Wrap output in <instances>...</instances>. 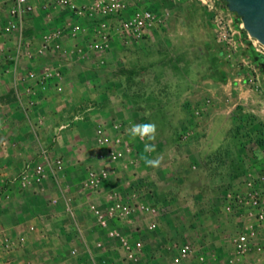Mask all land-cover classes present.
<instances>
[{
	"label": "rangeland",
	"instance_id": "374dc122",
	"mask_svg": "<svg viewBox=\"0 0 264 264\" xmlns=\"http://www.w3.org/2000/svg\"><path fill=\"white\" fill-rule=\"evenodd\" d=\"M148 4L157 22L147 36L129 43L124 50L126 54L118 52L124 44L112 47L110 44L106 56L94 60L86 52L85 43L70 36L61 41L43 36L42 41L28 44L21 59L23 67L37 63L34 67L41 72L58 65L69 70L62 81L67 96L59 108L69 107L68 115L79 133L65 135L57 147L69 153L71 162L80 158L94 164L101 161L92 126L85 123L91 115L105 116L103 123L108 126L113 115L125 119L117 128L122 132L118 147L124 155L116 162L105 159L108 163L105 187L119 184L122 197L131 196L159 207L155 216L158 227L153 231L143 224L149 217L138 210L129 218L109 219V224L120 233L138 237L146 246L138 263L127 264H148L149 260H155L153 264H168L172 251L167 245L186 241L198 247L199 253L227 251L235 235L255 224L253 202L264 195V65L260 63L264 47L248 34L234 12L229 16L232 40L221 43L216 39L212 15L198 0H148ZM223 4L226 5L224 1ZM45 9L36 13L39 22L30 31L39 32L35 37L40 31L52 29L49 19L63 15V10L53 4ZM135 56L146 62L144 68L154 69L153 75L143 78L142 89L135 75L132 59ZM87 79L92 80V91L83 88ZM76 80L77 86L73 83ZM169 80L189 88L181 102L180 91L164 89ZM123 83L125 86L120 88ZM139 96L144 97V102H139ZM120 101L124 104L115 107ZM139 108L145 112L139 113ZM75 115L79 118L74 119ZM53 122L47 120L44 125L48 147L54 144ZM145 123L156 125V139L152 142L156 150L147 154L143 153L146 141L133 139L128 132L132 124ZM109 128L110 139L119 135L116 128ZM86 150L91 155L84 156ZM142 155L159 157L161 163L155 168L148 167ZM79 173L70 170L64 188L76 190L79 195L75 206L80 207L79 219L84 227L88 225L91 230L93 252L108 251L112 256L122 257L120 251L113 249L120 242L108 239L96 229L95 218L84 201L89 189L82 185ZM36 186L32 180L22 179L21 170L13 185H0V229L17 222L10 211L38 215L45 209V213H50L45 225L51 244L50 257L42 263L45 256L38 249V241L29 261L69 264L70 222L67 217L60 219L61 225L57 220L51 221L58 215L54 214V207H48L49 202L42 201ZM140 186L147 193L140 194L137 189ZM3 188H8L9 194L2 196ZM97 204L102 210L107 206L105 200ZM33 225L36 230L38 221ZM15 263L21 264L13 260L12 264Z\"/></svg>",
	"mask_w": 264,
	"mask_h": 264
},
{
	"label": "crops",
	"instance_id": "0c3cea01",
	"mask_svg": "<svg viewBox=\"0 0 264 264\" xmlns=\"http://www.w3.org/2000/svg\"><path fill=\"white\" fill-rule=\"evenodd\" d=\"M46 1L47 0H35V9L33 13L24 21L23 40L21 41L19 48H17L18 41L15 38V34L7 30L6 9L3 5L0 4V185L3 187L6 184L13 185L15 183V176L17 172L19 170L23 171L27 163H35L39 161V155L43 149L47 150V152L53 156H60L63 159L64 171L59 175V180L57 181L49 177L42 184H37L36 190L42 195V201L49 202L48 207H54V214L58 215V217L51 219V221L57 220V222H59L58 225H61V220L67 217L70 222V231H67L69 234L67 235V238L70 242L68 246V253L70 258L69 264H89V261L87 259L88 251L93 252L95 248L93 245V241H91L89 238L91 230L87 229L89 228L88 225L84 227L83 222L79 219L80 207L79 205L75 206V201H77L76 196H79L77 195V191L65 190L64 181L66 180L67 173H69L70 170H76L77 173L80 172L78 176L82 178L81 183L83 185V182L89 170H107L106 167L108 163H106L104 159H101L98 164L88 163L86 161H83L82 158L71 162L70 156L68 155L69 153L66 152L63 148L57 147L61 144V140L65 138V135L69 134L70 132L72 135H76L79 133V131L75 130V128L77 127L76 124H72L74 121L71 120L70 116L68 115L69 107L67 109L63 107L59 108L61 102L67 96L65 93V85L62 81L69 74V70L62 69L60 65L55 66L56 68L53 67L54 70H57L59 72L61 76L60 79L51 81L48 84L46 90H41L38 86V83H36V81L32 79H29L28 76L31 72L35 74L41 73L40 69L34 67V65H36L37 63L34 64L31 62L28 66L23 67L21 65V59L28 44L36 41H42L43 36L50 37L51 39L56 41H61L63 37L70 36L73 40L85 43L87 48L86 52L94 60L106 56L109 50H105L102 52L90 50L89 39L92 36V22H88L85 20L79 21L81 27L84 28V30L77 34H72V24H74L78 19L68 9L60 7L58 4H56L54 2L55 0H51V3H47ZM140 3L142 5H150L148 4V0H140ZM50 4H53L58 9H62L63 15L53 17V19H49L48 25L52 27V29L48 31H40V35L38 34V36L35 37V33L39 32L31 33L30 31L33 30V27L39 22L37 21L38 19H36V13L39 14L41 12H45L46 6ZM132 42L136 41L125 43L118 39H114L110 43L111 47L115 44H124V47L120 48L118 52L120 54H126L124 50L130 45L129 43ZM132 59L134 60V64L136 65L135 75L138 80L137 83L139 85V88L142 89L143 84H145L143 78L150 74L153 75L154 69H152V67L150 66L144 68V64H146V62L143 61L140 57L135 56ZM29 61L27 60V62ZM166 72L168 74V71ZM121 77L122 76L120 75V78ZM120 80L122 81V79ZM73 83L75 86H77L78 81H73ZM55 84H60L62 86V91L57 92L54 88ZM84 84L85 86L83 88L86 91L87 89L90 91L93 90L94 85H92V80L87 79ZM124 86L125 85L123 83L120 88H123ZM174 86L177 85H174L173 80H169L168 82H165L164 89H168L169 91H171L176 88L175 91H180L178 99L181 102V100H183L187 96L185 94L189 93V88L184 85H181V87ZM118 94L122 95L119 92ZM164 96L165 100H167L166 94ZM139 102H144L143 96H139ZM123 104L124 103L122 101L117 102L115 103V107ZM138 112L142 114L145 111L139 108ZM103 117L105 116H101L99 113L95 114L94 116L91 115L89 119L85 121V123L92 126L91 130L94 135L95 128L99 125H103L107 129L106 131L108 133L110 130L109 127L112 128L113 123H117L118 125H120L125 120L119 115H113V118H111L110 121L111 124L109 123L108 126L107 124L105 125V123H103ZM47 120L54 121V128L56 130L52 139L54 141V144L51 147L46 146L44 141V125ZM61 126L64 127L61 128ZM95 140L96 139H94V141ZM102 149V147L98 148V155ZM90 153L91 152L89 150H86L83 155L85 156L86 154V156H88L91 155ZM105 185L106 181H103L102 186H100L99 189H89L87 196L84 197L85 203L88 204L90 202H94L95 204H97V201L99 203V201L104 200L106 203H108V197L115 195L122 199L124 202H127L131 205H135L136 203L151 205L156 209L155 215L158 216V204H151L138 198L133 199V197L131 196L124 198L118 191L119 184H116L115 186H112L110 188L105 187ZM137 189L140 194L147 193L144 186H140ZM1 191L2 196H4L5 194H9L8 188H3ZM62 192H64L66 196H70L73 199L75 212L74 219L70 218L64 212V206L61 201L62 199H60V202L56 205L51 204V200L56 197L59 198ZM86 208H88V205L86 206ZM41 212L42 213L35 215L30 211H27L23 214H18L17 212L10 211V215L13 218L15 217L17 219V222L12 227L0 229V234L8 235L13 240H16L19 236L24 237L23 244L18 245L17 247V253H15V256L13 258L14 262L18 261L21 264H33L31 260L29 261V258L31 257L30 254L34 250L35 244L38 241V249L44 251L43 254L45 256L42 263H46V259L50 257L49 250L51 244L47 241L48 234L46 233V220L47 217L50 216V213H48L47 211L45 213V209ZM34 221H38L36 230H30L29 227L30 225H33ZM149 221L150 220H148V218H145V220L143 221L146 229H148L147 225ZM40 224L41 226L39 227ZM96 226V229H98L102 233H105L104 229H101L97 224ZM157 227L158 220H156V228L154 230H156ZM259 234V241L264 243V226L260 227ZM35 238H39V240H36ZM135 238L139 239L138 237ZM179 244L180 243H173L170 245L168 244L167 248L172 251V254H174L176 253L175 247H177ZM193 247L194 253L190 256V258H188L181 264H200L198 262V258L200 256L202 258L201 264H223L231 251V244L227 251L219 250L209 255L204 252L199 253L197 251L198 247L194 245ZM74 248L78 250V255L71 256L70 250ZM114 248L115 250L120 251V254H123V250L119 245L113 247V249ZM80 250L82 251L81 253L79 252ZM145 250L146 246L144 245V250L141 257H144ZM55 251L56 250L54 249V252ZM103 254L105 257L115 258L119 264H127L129 262L125 260L123 256L121 257L119 255H110L108 251L103 252ZM256 258L260 260L261 264H264V252L263 254H258L255 251L250 252L246 256L245 262L248 263ZM154 262L155 260H149L148 264H153ZM168 262V264H172L170 260H168Z\"/></svg>",
	"mask_w": 264,
	"mask_h": 264
},
{
	"label": "built area",
	"instance_id": "2783aa9c",
	"mask_svg": "<svg viewBox=\"0 0 264 264\" xmlns=\"http://www.w3.org/2000/svg\"><path fill=\"white\" fill-rule=\"evenodd\" d=\"M60 7L68 9L78 20L72 24V34H77L84 30L79 21L92 22V36L89 41V48L92 51L102 52L109 48L110 42L118 39L128 43L139 41L148 35V31L157 22V17L149 5H142L140 0H55ZM213 17V27L216 39L221 43H230L232 40V27L229 16L232 13L222 0H198ZM0 4L6 9L7 30L15 34L18 41L17 48L23 40L24 21L35 9V0H0ZM18 50V49H17ZM29 79L38 83L41 90H46L51 81L60 79V74L54 69H44L40 74L29 73ZM57 92L62 91L60 84H55ZM78 115L74 119H78ZM64 126H61L63 128ZM112 128H119L117 123H113ZM107 129L103 125L95 128V137L99 147L103 149L99 153V158L118 161L124 155L122 149L118 147L122 132L117 129L119 135L110 139ZM112 139L114 141H112ZM64 171L63 159L60 156H53L43 149L39 155V161L27 163L22 171V179L32 180L36 184H42L49 177L59 180V175ZM108 171L105 169L89 170L83 182L86 189H99L103 181L107 178ZM62 199L64 212L72 219L75 218L74 203L70 196L64 192L60 197L51 200L52 205L58 204ZM107 206L102 210L94 202L88 203V210L95 218L96 224L105 230L106 237L118 240L119 246L123 249V257L127 261L138 262L143 254L144 245L140 239L123 235L120 231L109 224V219L129 218L135 210L147 215L150 220L147 228L152 231L156 228V209L147 204L131 205L124 202L118 196L112 195L107 199ZM256 209L254 218L255 224L248 226L244 231L235 235L231 241V251L223 264H261L259 259L245 262L246 256L255 251L263 254L264 243L259 241L260 227L264 226V195L258 197L254 202ZM30 230H34V225H30ZM24 237L19 236L13 240L10 236L0 234V264H12L18 245H22ZM101 247V243L96 244ZM176 253L170 255L172 264H181L194 253L191 242L186 241L175 247ZM71 256L78 255L77 249L70 250ZM89 264H119L115 258L105 257L103 253L95 254L88 251ZM201 256L198 262L201 264Z\"/></svg>",
	"mask_w": 264,
	"mask_h": 264
},
{
	"label": "water",
	"instance_id": "95a60500",
	"mask_svg": "<svg viewBox=\"0 0 264 264\" xmlns=\"http://www.w3.org/2000/svg\"><path fill=\"white\" fill-rule=\"evenodd\" d=\"M242 20L245 30L264 47V0H222Z\"/></svg>",
	"mask_w": 264,
	"mask_h": 264
},
{
	"label": "clouds",
	"instance_id": "9594fccd",
	"mask_svg": "<svg viewBox=\"0 0 264 264\" xmlns=\"http://www.w3.org/2000/svg\"><path fill=\"white\" fill-rule=\"evenodd\" d=\"M129 135L135 139L139 137L142 141H146L143 148V153L155 152V144L152 143L156 139V125L154 123L132 124L128 130ZM141 158L148 167H158L161 163L159 157L150 158L148 155H142Z\"/></svg>",
	"mask_w": 264,
	"mask_h": 264
},
{
	"label": "flooded vegetation",
	"instance_id": "af4514ba",
	"mask_svg": "<svg viewBox=\"0 0 264 264\" xmlns=\"http://www.w3.org/2000/svg\"><path fill=\"white\" fill-rule=\"evenodd\" d=\"M260 63L264 65V55L260 57Z\"/></svg>",
	"mask_w": 264,
	"mask_h": 264
},
{
	"label": "bare ground",
	"instance_id": "6f19581e",
	"mask_svg": "<svg viewBox=\"0 0 264 264\" xmlns=\"http://www.w3.org/2000/svg\"><path fill=\"white\" fill-rule=\"evenodd\" d=\"M261 45V44H260ZM262 46V45H261Z\"/></svg>",
	"mask_w": 264,
	"mask_h": 264
}]
</instances>
